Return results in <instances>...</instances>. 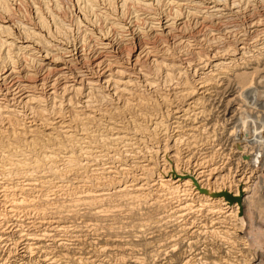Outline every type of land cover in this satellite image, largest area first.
Returning <instances> with one entry per match:
<instances>
[{"label": "bare ground", "instance_id": "obj_1", "mask_svg": "<svg viewBox=\"0 0 264 264\" xmlns=\"http://www.w3.org/2000/svg\"><path fill=\"white\" fill-rule=\"evenodd\" d=\"M70 2L0 0V264H149L176 249L164 264H201L238 229L246 264L264 197L232 166L264 114L244 120L264 85V0ZM221 88L234 97L218 109L235 103L226 157L208 127Z\"/></svg>", "mask_w": 264, "mask_h": 264}, {"label": "rangeland", "instance_id": "obj_2", "mask_svg": "<svg viewBox=\"0 0 264 264\" xmlns=\"http://www.w3.org/2000/svg\"><path fill=\"white\" fill-rule=\"evenodd\" d=\"M64 2L65 3H67V4H65V5H67V6H71L72 5V2H70V0H64ZM22 3H23V5H22ZM22 3L21 2H17V4L18 5H20V9H21V11L23 10H25V9H27V10H25L26 12V14H27V12H28V10L30 11V8H29V2H26V3H24L23 1H22ZM25 4V5H24ZM71 4V5H70ZM27 5V6H26ZM22 7H23V9H22ZM25 7V8H24ZM22 11V12H23ZM24 13V12H23ZM74 31H76V30H74ZM77 32V31H76ZM76 34V33H75ZM74 34V35H75ZM77 35V34H76ZM75 35V36H76ZM262 85V86H261ZM261 85H259L260 87H259V90L261 91L262 89H263V87H264V85L261 83ZM262 87V88H261ZM232 89L233 88H228V89H225V90H223L222 88L221 89H219L218 91H217V93L215 92V93H213V95L214 94H216V96H215V98H216V100H215V98H214V96H213V105L211 104V105H209L208 106V108H209V110H211V113H210V116L208 115V117H209V121H208V127H211V125H213L214 124V122L216 121L217 122V135H218V139H220L219 140V142H217V144H216V148H222V150H220L219 149V152L221 153V154H225V157H226V154L227 153H229V151L231 150V149H233L232 147H233V144L235 143V140H233V138L231 139H226V137H228V135L226 136V133H227V130L225 129H222V128H228L231 124L230 123H232L233 121H235L234 120V118H232V114L233 113H231V109H233V106L235 105V103L234 104H232V105H230L228 108H227V112L226 113H223L222 112V110L221 109H223V108H219L218 109V107H217V104H219L218 103V101L219 102H221L222 104H223V102H225L227 99H230V98H232V97H234L233 95V93L231 92L232 91ZM224 91V92H223ZM260 91L257 93V95L254 97V104H253V106H252V109L251 108H249L248 110L250 111H248L249 112V116L247 115V116H243L245 119L244 120H246V119H248L247 121L248 122H250V121H252L251 119L252 118H254V116L255 115H258V114H260V112L261 111H264V97L262 96V95H264V91L262 92V93H260ZM222 93V94H221ZM218 94V95H217ZM256 98V99H255ZM222 100H223V102H222ZM258 100H259V102L260 103H258ZM263 100V101H262ZM217 101V102H216ZM258 104H256V103ZM262 102V103H261ZM261 104H263V105H261ZM210 106H211V108H210ZM238 106V105H237ZM236 106V107H237ZM263 106V107H262ZM244 108L243 109H245V106H243ZM213 108V109H212ZM238 108H240V107H238ZM254 108V109H253ZM263 108V109H262ZM214 109H216L215 111H213ZM258 109V110H257ZM220 110V111H219ZM242 110V107H241V109H240V111ZM212 111H213V113H212ZM219 111V112H218ZM239 111V110H238ZM237 112V116H239L240 114L239 113H241V112H243V111H241V112ZM245 112V111H244ZM214 114V115H213ZM252 114V115H251ZM216 115V116H215ZM224 115V116H223ZM231 116V117H229V116ZM251 115V116H250ZM210 117H212V118H210ZM219 119H218V118ZM233 117H236L235 115L233 116ZM250 117V118H249ZM217 118V119H216ZM224 118V120L222 121V119ZM215 119V121H213V120ZM250 119V120H249ZM230 121V122H229ZM227 122H229L228 124H226ZM224 123V124H223ZM209 124H211V125H209ZM219 124V125H218ZM230 124V125H229ZM223 126V127H222ZM226 126V127H225ZM222 127V128H221ZM248 127L250 128H252L253 129V125H251V124H249L248 125ZM216 128V127H215ZM249 128H248V130H249ZM250 128V130H249V132L248 131H246V132H248L251 136H248L249 137V143H251L250 145H249V143H248V145H247V147H246V149H245V155H243V160L241 161V164L240 165H235V166H237V167H235V166H232V172H235V171H238L239 172V174H241L242 172L244 173V174H242L244 177H246L247 176V182L248 183H251L253 180H254V178L256 177V174H257V176H259V178H258V182H259V185H258V187H259V191H260V193L262 194V196L264 197V114L262 115V121H261V123L259 124V126H258V129L256 130V132L257 133H252L251 131H252V129ZM260 128V129H259ZM248 134V135H249ZM222 135V136H221ZM224 136V137H223ZM223 137V138H222ZM253 140H252V139ZM225 141V142H224ZM222 142V143H221ZM221 143V145L219 146V144ZM226 143V145H225V148H223L224 147V144ZM231 143H232V145H231ZM228 144H230V145H228ZM223 145V146H222ZM213 146H215V145H213ZM222 146V147H221ZM228 148H227V147ZM231 147V148H230ZM251 147V148H250ZM229 149V150H228ZM251 149V150H250ZM231 152H232V150H231ZM230 152V153H231ZM228 156V155H227ZM247 157V158H246ZM245 159V160H244ZM225 162H226V160H224ZM242 163H244V164H242ZM229 167V166H228ZM231 167V166H230ZM245 168V169H244ZM242 170H244V171H242ZM246 175V176H245ZM245 180H246V178H244ZM226 193V192H225ZM218 195L220 196V195H222V193L220 192V193H218ZM192 212V211H191ZM204 214H206V213H202V215H204ZM189 215V216H188ZM187 215V217H186V220L189 222L190 221V219H191V221L194 219L193 218V216L194 215H196V222L197 221H199L197 224H195L196 226H198L199 224H203V223H206L204 220H205V216L203 217V216H200L199 215V213L198 214H193V213H189ZM198 215V216H197ZM199 217V218H198ZM211 217V216H210ZM209 216L207 217L208 219L210 218ZM199 220H198V219ZM202 218V219H201ZM254 219V220H253ZM195 220V219H194ZM201 220V221H200ZM210 220V219H209ZM209 220H208V222H209ZM247 220L249 221V219L247 218ZM252 220L254 221V223H252V225L254 224V228H262V229H264V221L262 222V220L261 219H258L255 215L253 216V218H252ZM209 225V224H208ZM221 225V227H219ZM225 226L226 224H216L215 225V227H219L217 230L218 231H220V230H225V228H222V226ZM227 226H229V224H227ZM220 229V230H219ZM248 229V228H247ZM126 230H127V228H126ZM209 230H210V228H209ZM203 231V230H202ZM201 231V235L204 237V238H202V236H200L199 237V242H198V245H197V248L199 249V250H202V249H200V248H202L204 245H207L208 247L210 246L209 244V240H208V238H209V236L208 235H206L205 234V229H204V231L202 232ZM231 231L232 232H235L234 231V229L232 230L231 229ZM230 231V232H231ZM145 233V232H144ZM206 236H205V235ZM218 235H215V236H218L217 237V240L215 241V237H213V242L215 243H217L218 242V245H220V248H218L216 245V243L215 244H213V246L217 249V251H216V249H215V254H213V256L211 255V257H208V258H211V260L209 261V260H207V259H204L203 260V258L200 260V261H202L201 262V264H205L204 262L206 261L207 262V264H209V262H211L210 264H217V263H219V264H238V263H240V264H245V262H242L240 259H238V257H240V255L241 256H243V254L244 253H246V248H247V246H248V238L246 237V231L244 232L243 230L242 231H239V229L234 233V234H232L231 235V238L230 237H227L229 240L228 241H232L231 242V244H233V242H234V246H235V248H234V246L233 245H231V244H229V245H231L232 247L231 248H226V249H222L221 248V246L223 247V246H227V245H225V244H220L221 243V241L219 240V239H223V237L225 236V235H223V234H221L220 232L219 233H217ZM237 235V236H236ZM220 236H221V238H220ZM226 236H228V235H226ZM236 236V237H235ZM238 237V238H237ZM241 237V238H240ZM212 238V237H211ZM215 238V239H214ZM234 240H233V239ZM141 238H138L137 237V240H140ZM230 239H232V240H230ZM235 239H237L236 241H235ZM243 239V240H242ZM219 240V241H218ZM96 241V240H95ZM98 241V240H97ZM200 241H202L201 243H200ZM207 241V242H206ZM239 241V242H238ZM247 241V242H246ZM139 242V241H138ZM206 242V243H205ZM212 242V243H213ZM244 242V243H243ZM202 244V245H201ZM244 244H246V245H244ZM262 246H261V248L262 249H260L261 251L259 252H257V253H255L254 255H252V254H250L249 256H248V258L246 257V260L249 262H247L248 264H264V237H263V239H262ZM200 246V247H199ZM242 247H244V248H242ZM234 248V249H233ZM238 248V249H237ZM230 250L231 252H228L229 253V255H228V253H225V251L226 250ZM232 249V250H231ZM244 251V253H243V251ZM179 251V249L177 250H175V252H178ZM218 251H222V252H218ZM224 251V252H223ZM242 251V252H241ZM140 252V251H139ZM175 252H174V254H175ZM234 252V253H233ZM240 254H239V253ZM140 253H143L142 251L140 252ZM233 253V254H232ZM168 254H170V255H168ZM166 256H164V258L163 257H161L162 259H154V260H150V262H149V264H158L159 262H160V260H161V262L159 263V264H161L162 262V264H164L165 262H166V258H170V257H172L174 254H173V252H169ZM239 254V255H238ZM237 255V256H236ZM245 256H246V254H244ZM260 255V256H259ZM144 257V256H143ZM250 257V258H249ZM234 258V259H233ZM241 259H242V257H240ZM251 259V260H250ZM157 260H158V262H157ZM232 260V261H231ZM237 260V261H236ZM261 260V261H260ZM214 261V262H213ZM234 261H236V262H234ZM213 262V263H212ZM232 262V263H231ZM128 264V262H127V260H126V262H124V264ZM246 263V264H247Z\"/></svg>", "mask_w": 264, "mask_h": 264}]
</instances>
